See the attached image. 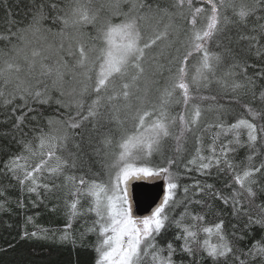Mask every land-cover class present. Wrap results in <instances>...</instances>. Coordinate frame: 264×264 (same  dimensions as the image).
Here are the masks:
<instances>
[{"label":"snow or ice","instance_id":"6c2138e0","mask_svg":"<svg viewBox=\"0 0 264 264\" xmlns=\"http://www.w3.org/2000/svg\"><path fill=\"white\" fill-rule=\"evenodd\" d=\"M0 161L70 264H264V0H0Z\"/></svg>","mask_w":264,"mask_h":264},{"label":"trees","instance_id":"16d2710c","mask_svg":"<svg viewBox=\"0 0 264 264\" xmlns=\"http://www.w3.org/2000/svg\"><path fill=\"white\" fill-rule=\"evenodd\" d=\"M232 122L229 118V123ZM217 131L216 129H209L204 133V144L205 149L207 145L211 143L212 132ZM210 133V134H207ZM230 137V136H229ZM220 138L217 143H221ZM244 139V136L241 137ZM219 147V144H217ZM237 148L234 153H229V157H235V163L243 166L246 163V152L245 147H238L237 145H231ZM258 159V158H257ZM2 163V161H0ZM213 169V173H215ZM191 176H196L195 172L190 174ZM204 179V178H201ZM183 182V181H182ZM209 182H212L211 180ZM5 182L0 181V184ZM15 184V181L12 182ZM5 194L8 197V204L6 207L9 209L8 212H0V249H8L7 252L0 251V264H13V262L20 261H32V264H70V262L75 259L67 251L61 250L54 243L42 240H21L19 239L20 233L23 230L29 232L41 229L50 230L48 235L51 237V230H60L64 226V220L60 214H53L48 211V207L51 206L55 201L45 200L44 203L36 201L33 204V199L29 198L28 194L21 193L18 187H6ZM4 197L0 196V200ZM23 200L24 207H17L19 201ZM48 205V207H45ZM179 213L180 209L176 210ZM28 217H32V222H28ZM207 222V220H206ZM11 224L12 227H6L5 224ZM176 231L173 229V232ZM168 239H172V233L168 235ZM174 244H179V241H173ZM9 243L14 245L12 248H8ZM81 264H87L90 260L88 256H81Z\"/></svg>","mask_w":264,"mask_h":264},{"label":"rangeland","instance_id":"374dc122","mask_svg":"<svg viewBox=\"0 0 264 264\" xmlns=\"http://www.w3.org/2000/svg\"><path fill=\"white\" fill-rule=\"evenodd\" d=\"M207 134H210V133H207ZM220 138H223L222 140H221V142H224V141H226L227 139H230L231 137H225V136H221ZM217 144H220V143H217Z\"/></svg>","mask_w":264,"mask_h":264},{"label":"water","instance_id":"95a60500","mask_svg":"<svg viewBox=\"0 0 264 264\" xmlns=\"http://www.w3.org/2000/svg\"><path fill=\"white\" fill-rule=\"evenodd\" d=\"M133 195L136 196L135 190L133 191ZM137 211H143V208H138Z\"/></svg>","mask_w":264,"mask_h":264}]
</instances>
